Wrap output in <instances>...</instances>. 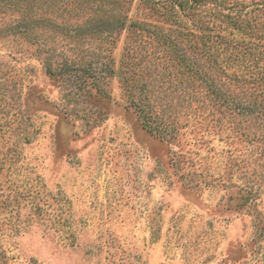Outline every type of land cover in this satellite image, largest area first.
<instances>
[{
	"label": "rangeland",
	"instance_id": "rangeland-1",
	"mask_svg": "<svg viewBox=\"0 0 264 264\" xmlns=\"http://www.w3.org/2000/svg\"><path fill=\"white\" fill-rule=\"evenodd\" d=\"M151 1L0 0V264H264V92Z\"/></svg>",
	"mask_w": 264,
	"mask_h": 264
},
{
	"label": "trees",
	"instance_id": "trees-1",
	"mask_svg": "<svg viewBox=\"0 0 264 264\" xmlns=\"http://www.w3.org/2000/svg\"><path fill=\"white\" fill-rule=\"evenodd\" d=\"M159 1L162 4L164 1H168L170 7L167 11L176 18L183 17L189 11L205 5V2H210L211 6L207 10L213 18L212 27L218 29L215 34L216 39L211 44L213 48V54H209L211 60L214 61L218 70L227 75L228 79L237 84H243L245 89H257L264 92V42L247 40L243 37L246 28L258 29L257 26L260 28L263 25L264 0ZM151 2L159 3L157 0ZM235 32L241 35H235ZM183 62L182 66L184 65L190 72L195 70L191 62L186 60ZM211 93L213 94L211 100L215 102L214 105L219 104L231 117L233 115L248 116V114H254L253 119L258 120L260 116L264 118V111H259V108H264V93L260 95V99L257 101L256 96H254L253 102L245 100V103L235 98L237 95H234L236 93L233 91L226 94L222 89L215 87ZM201 102L202 104L206 103L205 100ZM241 135L246 137L248 133L244 132Z\"/></svg>",
	"mask_w": 264,
	"mask_h": 264
}]
</instances>
